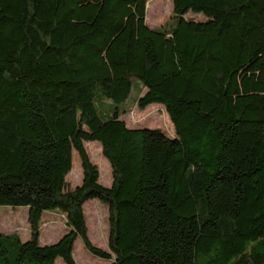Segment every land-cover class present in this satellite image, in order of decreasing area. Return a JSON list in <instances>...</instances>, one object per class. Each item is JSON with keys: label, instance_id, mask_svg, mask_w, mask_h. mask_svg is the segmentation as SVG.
Listing matches in <instances>:
<instances>
[{"label": "trees", "instance_id": "1", "mask_svg": "<svg viewBox=\"0 0 264 264\" xmlns=\"http://www.w3.org/2000/svg\"><path fill=\"white\" fill-rule=\"evenodd\" d=\"M147 3L0 0V208H28L31 231L0 233V264H77L78 239L106 264H264V0H174L158 28ZM154 104L173 136L122 120ZM94 199L108 251L88 235ZM46 212L68 232L43 246Z\"/></svg>", "mask_w": 264, "mask_h": 264}, {"label": "rangeland", "instance_id": "2", "mask_svg": "<svg viewBox=\"0 0 264 264\" xmlns=\"http://www.w3.org/2000/svg\"><path fill=\"white\" fill-rule=\"evenodd\" d=\"M174 0H148L147 22L152 28L162 27L171 21L174 11ZM201 15V14H199ZM189 19L203 21V16L189 15ZM133 90L132 97L136 96ZM101 112V109L98 108ZM130 112L122 118L131 129H161L168 136L175 134V128L167 114L164 106L154 104L145 111L138 106H128ZM87 153L92 161L99 168L100 184L110 188L113 183V174L110 163L104 157L102 146L99 142L85 143ZM83 168L80 157L76 151L73 152V168L67 177L68 185L75 189L82 185ZM88 235L91 242L98 248L109 250V210L100 200L94 199L84 206ZM67 221L65 215L58 212H46L42 221L41 244L43 246L56 244L61 237L67 234ZM0 233L4 235L19 234L23 241L31 238L29 224V209L25 207H1L0 208ZM74 259L77 264H106L85 248L83 241L78 239L74 247ZM57 264H65L58 259Z\"/></svg>", "mask_w": 264, "mask_h": 264}]
</instances>
